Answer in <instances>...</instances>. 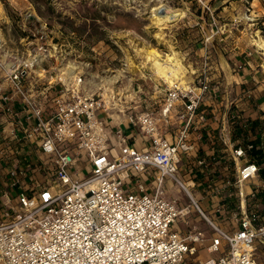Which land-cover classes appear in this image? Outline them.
I'll use <instances>...</instances> for the list:
<instances>
[{"label": "built area", "instance_id": "built-area-1", "mask_svg": "<svg viewBox=\"0 0 264 264\" xmlns=\"http://www.w3.org/2000/svg\"><path fill=\"white\" fill-rule=\"evenodd\" d=\"M32 67L0 38V73L12 88V94H0V113L19 119L11 100L21 99L29 122L21 138L40 150L46 175L36 190H19L4 201L0 196V264H264V123L253 125L238 105L250 103L249 89L236 99L218 93L205 59L192 83L167 85L158 110L130 117L145 147L138 149L116 128V152L103 118L110 101L86 90L82 76L71 81L63 74L49 76L39 103L32 94L42 77L32 75ZM211 96L219 130L207 136L205 100ZM172 111L181 126L168 139L160 124ZM202 145L212 153L199 156ZM82 153L89 169L78 178ZM144 174L153 176L151 192ZM165 179L184 191L188 206L179 208L165 196ZM18 186L15 178L11 187ZM190 208L212 235L196 226L183 235L174 230ZM200 247L216 256L200 258Z\"/></svg>", "mask_w": 264, "mask_h": 264}, {"label": "rangeland", "instance_id": "rangeland-1", "mask_svg": "<svg viewBox=\"0 0 264 264\" xmlns=\"http://www.w3.org/2000/svg\"><path fill=\"white\" fill-rule=\"evenodd\" d=\"M249 1L0 0V38L5 40L9 52H19L28 63L36 55H42L35 58L30 69L32 75L42 77L38 86H46L50 75L64 74L71 81L74 76H82L86 90L103 94L110 101V111L134 115L146 108L156 111L168 85L154 73L146 60V50L154 47L165 55L172 49L184 67L187 64L181 58L184 53L193 54L197 51L193 46L206 39H224L226 42L216 45L222 48L234 36L249 42L256 33L264 36L261 21L248 25ZM159 2L181 8L184 14L160 29L162 23L155 16ZM28 20L39 24L29 27ZM261 53L257 51L258 55ZM179 78H182L179 81L184 79L183 73ZM118 147L120 144L115 146L116 152ZM88 162L82 153L76 164L81 171L78 178L86 175ZM168 186L170 198L183 205L188 203L186 194L176 183L170 180ZM192 192L197 196L196 189ZM190 210L188 223L195 224L206 236L212 235L205 221ZM207 214L211 216L210 212ZM177 225L187 227L183 217L177 219ZM199 254L202 259L216 256L205 250ZM260 258L264 262V256Z\"/></svg>", "mask_w": 264, "mask_h": 264}, {"label": "crops", "instance_id": "crops-1", "mask_svg": "<svg viewBox=\"0 0 264 264\" xmlns=\"http://www.w3.org/2000/svg\"><path fill=\"white\" fill-rule=\"evenodd\" d=\"M248 4V25H254L257 21H261L262 25H264V0H250ZM257 32L260 33L259 30H257ZM215 40L216 39L211 38L209 41H202L198 46H193V50H197L193 54L184 53V56L181 58L183 61L186 60L187 64H184L183 67L184 79L182 81L185 84L192 83L195 74L202 68L203 61L206 59L209 63L210 79L212 80V84L218 87V93L225 90L230 99H236L242 89H249L252 94V100L250 103H247L246 101L240 102L238 104L239 108L253 125L264 123V51L257 48L255 49L252 40L249 42L248 39L246 40L239 36L231 38L222 48L216 47V45H219V42L226 41L222 38L217 41ZM258 50L262 51L260 54L261 56L257 54ZM0 87V94H12V88L10 87L9 82L3 79L1 73ZM44 90V88L37 86L32 96H39L40 93H45ZM36 99L39 103L43 102L42 96H39ZM205 103L207 107L206 109L204 107V109L207 110L209 118L205 124L207 127L204 129V133L209 136L219 130V124L212 118L213 112L216 109L215 107L212 109L214 106L213 104H215L213 96L207 98ZM11 104L19 111L20 117L12 122L6 115L0 113V196H2V201L6 200L7 197L13 198L19 190H25L28 192L36 190L38 186L43 184L46 176L45 172L40 169V163L44 159L42 153L36 145L30 144L27 140L21 138L24 128L29 126V122L26 120L28 114L26 106L22 103L21 99L16 96L11 100ZM131 116V114L125 115L120 110L114 111L113 109L103 114V118L107 125L106 130L114 148L117 146V143H115L117 139L114 134L116 128H122L125 132L131 135V141L138 149L145 147L146 140L140 134L136 125L130 123ZM180 126L181 124L174 111H172L167 124H160V128L168 139L174 137ZM211 153V148L209 146L202 145L201 150L197 154L199 156H206ZM181 157L182 161L179 164L178 171L179 176L183 175L181 168L184 167L185 161V156L182 155ZM191 158H194V156H191L189 159ZM13 172L15 173L14 176L12 174ZM15 178L19 179V186L11 187V183ZM142 178L148 191L151 192V174H144L142 175ZM169 181L170 180L165 179L163 191L168 199L174 200L167 194V187H170L168 186ZM196 193L197 196L195 197L201 199L198 190ZM174 201H176L179 208H184L189 205V201L186 205H183L179 200ZM206 201V198H203L201 204L203 208L208 209L209 205ZM190 212L186 216H183L184 223L187 227L179 228L178 225L177 227L175 224L173 225L174 230L181 235L187 232L189 227L196 226L195 224H189L186 220ZM196 216H198L197 213ZM198 219L200 218L198 217ZM203 250L204 249L200 247L199 252ZM199 252L198 255L200 256ZM259 260L262 262V258H259Z\"/></svg>", "mask_w": 264, "mask_h": 264}, {"label": "bare ground", "instance_id": "bare-ground-1", "mask_svg": "<svg viewBox=\"0 0 264 264\" xmlns=\"http://www.w3.org/2000/svg\"><path fill=\"white\" fill-rule=\"evenodd\" d=\"M183 14H184L183 9L173 8L164 3L158 4L157 8L155 9V16L162 23L160 29L163 28L164 24L172 23L178 20L179 18H181ZM157 35L158 34H156V36ZM160 37H158V39ZM252 44L255 45L257 49L264 51V37H261L260 34L258 33L255 34V38L252 39ZM38 55H36L35 58H39L42 56L41 54ZM35 58H33L30 61V63H32L35 60ZM146 60L149 63H151V67L154 73L157 76L161 77L165 82H167L170 85H173V83H175V79L179 80L180 79L179 75H181L184 72L182 64L180 63V59H178L177 57V53L172 49L170 50L169 53H166L165 55H161V53L157 51L154 47L148 49L146 50ZM113 77L114 76H112L111 79H113ZM181 82L183 83V81Z\"/></svg>", "mask_w": 264, "mask_h": 264}, {"label": "trees", "instance_id": "trees-1", "mask_svg": "<svg viewBox=\"0 0 264 264\" xmlns=\"http://www.w3.org/2000/svg\"><path fill=\"white\" fill-rule=\"evenodd\" d=\"M39 23L37 21L34 20H28V25L29 27H35L36 25H38Z\"/></svg>", "mask_w": 264, "mask_h": 264}]
</instances>
